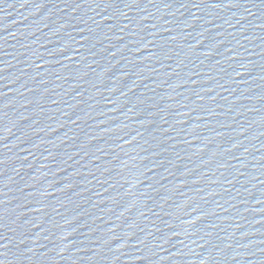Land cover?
I'll return each mask as SVG.
<instances>
[{"label":"water","instance_id":"obj_1","mask_svg":"<svg viewBox=\"0 0 264 264\" xmlns=\"http://www.w3.org/2000/svg\"><path fill=\"white\" fill-rule=\"evenodd\" d=\"M127 264H264V0H237Z\"/></svg>","mask_w":264,"mask_h":264},{"label":"snow or ice","instance_id":"obj_2","mask_svg":"<svg viewBox=\"0 0 264 264\" xmlns=\"http://www.w3.org/2000/svg\"><path fill=\"white\" fill-rule=\"evenodd\" d=\"M11 243H12V241L9 238H7L3 235H0V248L8 249V246ZM4 255H5V253L0 252V256H4ZM0 264H3L2 259H0Z\"/></svg>","mask_w":264,"mask_h":264}]
</instances>
